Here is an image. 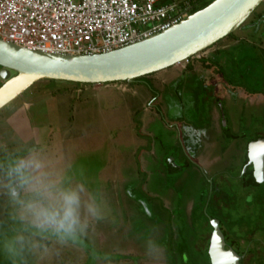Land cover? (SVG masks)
I'll list each match as a JSON object with an SVG mask.
<instances>
[{
	"label": "rangeland",
	"instance_id": "obj_1",
	"mask_svg": "<svg viewBox=\"0 0 264 264\" xmlns=\"http://www.w3.org/2000/svg\"><path fill=\"white\" fill-rule=\"evenodd\" d=\"M257 15L264 2L192 58L222 63L209 58L203 76L184 61L142 84L42 80L0 109V165L21 184V197L11 195L0 166V264H182L180 254L206 264L208 216L243 247L247 235L264 239V185L242 178L246 145L264 137V17L249 27ZM65 195L82 221L72 229L38 215L62 217Z\"/></svg>",
	"mask_w": 264,
	"mask_h": 264
},
{
	"label": "water",
	"instance_id": "obj_2",
	"mask_svg": "<svg viewBox=\"0 0 264 264\" xmlns=\"http://www.w3.org/2000/svg\"><path fill=\"white\" fill-rule=\"evenodd\" d=\"M264 0H213L168 30L108 53L61 55L25 49L0 39V109L42 80L78 84L132 83L193 58L235 33ZM11 73H14L11 76ZM225 126V121L223 120ZM172 161V159H171ZM253 182H264V139L247 147L244 170ZM13 195L19 181L11 177ZM208 256L211 264H241L225 250L224 235L216 219L210 221Z\"/></svg>",
	"mask_w": 264,
	"mask_h": 264
},
{
	"label": "built area",
	"instance_id": "obj_3",
	"mask_svg": "<svg viewBox=\"0 0 264 264\" xmlns=\"http://www.w3.org/2000/svg\"><path fill=\"white\" fill-rule=\"evenodd\" d=\"M201 1L0 0V39L52 54L108 53L177 25Z\"/></svg>",
	"mask_w": 264,
	"mask_h": 264
},
{
	"label": "flooded vegetation",
	"instance_id": "obj_4",
	"mask_svg": "<svg viewBox=\"0 0 264 264\" xmlns=\"http://www.w3.org/2000/svg\"><path fill=\"white\" fill-rule=\"evenodd\" d=\"M263 17L264 16H261L260 17V15H257V19L255 20V21H253L250 25H249V27H260V25L261 24H259V22L260 21H262L263 20ZM209 58H214V59H216V61H217V63H218V65L220 66V67H222L223 65H221L222 63L220 62V61H218V59L216 58V57H214V55L213 56H210V55H207V56H205V57H203V58H199L197 61H195V62H197L203 69H204V71L202 72V76H203V73H205L206 74V71H209V67H207V65H206V62L208 61V59ZM187 68V67H186ZM192 70V69H191ZM191 70H189L188 69V71H189V74L191 75V73H190V71ZM212 74V73H211ZM14 75V73H11V76H13ZM201 76V77H202ZM170 81H172V80H170ZM4 83V82H3ZM2 83V84H3ZM168 83V82H167ZM2 84H0V86L2 85ZM134 84H142V81H136V82H134ZM144 84V83H143ZM225 124H226V122H225ZM259 139H264V137H260V138H257V139H254V140H252V141H250L247 145H246V149H245V154H244V158H243V164H242V168L244 169V165H245V159H246V155H247V147H248V145L250 144V143H252V142H256L257 140H259ZM171 161V160H170ZM171 164H174V161L172 160L171 162H170ZM172 169H178V167H171ZM179 170H181V168L179 169ZM252 170V165H249L248 167H247V170L245 171L244 170V173H243V175H242V178L246 181L247 179L250 181V183H251V185H248V186H252L253 188H261L263 185H264V182H262V183H257V182H253V180H251L250 179V176H249V172ZM9 178H10V185H11V187H10V190H11V195H13V188H12V184H11V177L13 176V175H15L16 176V174L14 173V171L13 170H9ZM17 177V176H16ZM18 179V178H17ZM19 181V180H18ZM248 186H244V187H248ZM20 187H21V184H20V182H19V191L17 192V194L16 195H13V196H20ZM256 199V198H255ZM213 219H216V220H218V222H219V228H220V230H221V232L223 233V235H224V241H225V250L226 251H228L229 249H231L232 251H234L238 256H239V258H240V263L241 264H262V262L259 260V258H257L258 256H261V257H264V239L263 238H257L256 237V235L255 234H252V235H247V238H246V242H247V246L246 247H243L242 246V240L243 241H245L244 239H239V240H234V241H232V240H228V237H227V235H226V232L223 230V228H222V224H221V222H220V220L218 219V218H216V217H211V216H208L207 217V220H208V225H209V227H210V230H211V232L208 234V237L206 238V239H204V238H202V240H203V243H204V245L199 249V250H201L202 251V249H204V254H205V258H206V264H211V262H210V259H209V256H208V248H209V242H210V237H211V234H212V228H211V225H210V221L211 220H213ZM90 232H91V230H90ZM90 232L88 233V234H90ZM93 235V233L92 234H90L89 236H92ZM99 235V234H98ZM101 239H104L103 238V236L101 237ZM261 239V240H260ZM250 244H255V245H261L260 246V250L257 248V246H250ZM181 255V256H180ZM179 255V261L180 262H182V264H187V262H188V257L186 256V261H183V260H185V258H184V256H183V254H180ZM248 256H251L250 258H248ZM122 259V258H121ZM256 259H257V263H256Z\"/></svg>",
	"mask_w": 264,
	"mask_h": 264
},
{
	"label": "clouds",
	"instance_id": "obj_5",
	"mask_svg": "<svg viewBox=\"0 0 264 264\" xmlns=\"http://www.w3.org/2000/svg\"><path fill=\"white\" fill-rule=\"evenodd\" d=\"M75 204L76 197L74 195H65L64 215L62 217H59L58 214L48 209H41L38 215L44 218L47 222L55 223L61 228L67 227L68 229H72L77 222L74 215Z\"/></svg>",
	"mask_w": 264,
	"mask_h": 264
},
{
	"label": "trees",
	"instance_id": "obj_6",
	"mask_svg": "<svg viewBox=\"0 0 264 264\" xmlns=\"http://www.w3.org/2000/svg\"><path fill=\"white\" fill-rule=\"evenodd\" d=\"M167 1H171V0H167ZM212 1H213V0H202V1L198 4V6L193 10L192 13H194V12H196V11H198V10L203 9V8L206 7L208 4H210ZM232 36H233V34L229 35L228 37H232ZM194 62H195V61H193L192 58L188 59L187 66H186L187 69L191 70V69L193 68V63H194ZM142 80H144L143 77L136 79L134 82H136V81H142ZM47 81H48V82H49V81L52 82V81H54V80H47ZM67 83H68V82H67ZM69 83H70V82H69ZM75 84H78V83H75ZM146 85H147V88H148L151 92H154V90H153L151 84H149V83L146 82ZM0 166H1L3 169L7 170V171L12 170V168H11L10 166H8V164H1ZM14 172H15V171H14ZM6 178H7V181H8V183H9V187H8V188H9V191L11 192V190H10L11 185H10L9 174H7ZM248 185H251V183H250V181L247 179V180L244 182V186H248ZM20 197H21V196H20ZM23 197H24V203H28L29 200H30L29 196H27V195H23ZM40 243H41V242H40Z\"/></svg>",
	"mask_w": 264,
	"mask_h": 264
},
{
	"label": "crops",
	"instance_id": "obj_7",
	"mask_svg": "<svg viewBox=\"0 0 264 264\" xmlns=\"http://www.w3.org/2000/svg\"><path fill=\"white\" fill-rule=\"evenodd\" d=\"M197 62H198V61H197ZM197 62H196V63H197ZM194 64H195V63H193V66H194ZM173 78H174V77H173ZM170 80H173V79L171 78ZM170 80H169V81H170ZM165 81H166V80H165ZM147 111L149 112L150 109L147 110ZM76 223H82V221H79V222H76ZM86 227H87V226H86ZM87 228H89V227H87ZM89 232H90V231H88V233H89ZM115 249H116V248H115ZM116 250H117L116 254H120V255H121V250H120L119 248H117Z\"/></svg>",
	"mask_w": 264,
	"mask_h": 264
}]
</instances>
